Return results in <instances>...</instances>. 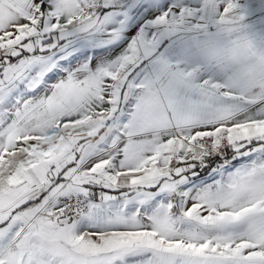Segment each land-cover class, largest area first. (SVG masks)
<instances>
[{
	"label": "snow or ice",
	"instance_id": "1",
	"mask_svg": "<svg viewBox=\"0 0 264 264\" xmlns=\"http://www.w3.org/2000/svg\"><path fill=\"white\" fill-rule=\"evenodd\" d=\"M0 264H264V0H0Z\"/></svg>",
	"mask_w": 264,
	"mask_h": 264
}]
</instances>
